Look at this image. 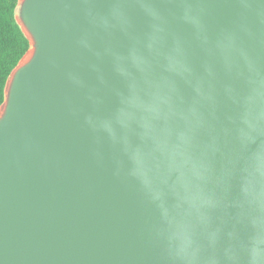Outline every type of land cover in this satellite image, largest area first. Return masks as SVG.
Returning <instances> with one entry per match:
<instances>
[{
	"label": "water",
	"instance_id": "95a60500",
	"mask_svg": "<svg viewBox=\"0 0 264 264\" xmlns=\"http://www.w3.org/2000/svg\"><path fill=\"white\" fill-rule=\"evenodd\" d=\"M30 47L0 105V264H174L130 156L203 102L218 193L197 232L248 227L230 118L264 103V0H18ZM167 105V111L165 106ZM114 118L111 136L100 118ZM163 159V157H161ZM175 198L169 197V204ZM264 224V216H259Z\"/></svg>",
	"mask_w": 264,
	"mask_h": 264
},
{
	"label": "clouds",
	"instance_id": "9594fccd",
	"mask_svg": "<svg viewBox=\"0 0 264 264\" xmlns=\"http://www.w3.org/2000/svg\"><path fill=\"white\" fill-rule=\"evenodd\" d=\"M175 105V117L182 122L174 138L167 137L166 150H141L130 156L135 176L149 199L156 205L162 222L161 233L168 244L174 264H264V103L255 107L241 105L230 118L229 130L237 145L232 165L237 180L235 202L241 214L249 216L248 227L217 228L197 232L181 212L184 205L197 220L206 221L220 206L227 193H218L214 170L206 149L196 143L203 122V102ZM167 111V105L165 106ZM114 118H100V128L111 136ZM163 157V159H161ZM175 198L169 204V197Z\"/></svg>",
	"mask_w": 264,
	"mask_h": 264
},
{
	"label": "trees",
	"instance_id": "16d2710c",
	"mask_svg": "<svg viewBox=\"0 0 264 264\" xmlns=\"http://www.w3.org/2000/svg\"><path fill=\"white\" fill-rule=\"evenodd\" d=\"M18 0H0V105L5 98L7 79L30 47L17 22Z\"/></svg>",
	"mask_w": 264,
	"mask_h": 264
},
{
	"label": "rangeland",
	"instance_id": "374dc122",
	"mask_svg": "<svg viewBox=\"0 0 264 264\" xmlns=\"http://www.w3.org/2000/svg\"><path fill=\"white\" fill-rule=\"evenodd\" d=\"M18 13H19V7L17 8V17L19 18V15H18Z\"/></svg>",
	"mask_w": 264,
	"mask_h": 264
}]
</instances>
